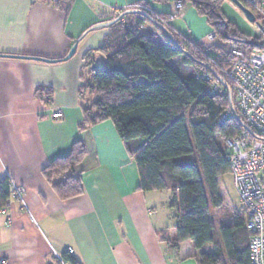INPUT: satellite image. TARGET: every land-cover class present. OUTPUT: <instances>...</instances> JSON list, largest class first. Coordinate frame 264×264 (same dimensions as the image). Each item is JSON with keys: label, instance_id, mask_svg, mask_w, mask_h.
Wrapping results in <instances>:
<instances>
[{"label": "crops", "instance_id": "crops-1", "mask_svg": "<svg viewBox=\"0 0 264 264\" xmlns=\"http://www.w3.org/2000/svg\"><path fill=\"white\" fill-rule=\"evenodd\" d=\"M64 2L0 0V53L60 58L88 26L132 6L167 14V23L187 37L185 18L195 11L191 6L177 15L172 0ZM224 5L235 20L226 19L238 27L242 18L233 12L234 4L222 2L227 16ZM126 16L121 20L134 23L132 15ZM202 30L198 41L210 32L205 26ZM108 31L88 32L65 61L0 55V179L8 177L22 186L25 202L8 199L0 213L4 264H59L55 254L69 249L78 264H199L188 256V240L177 249L160 240V232L176 222L171 192L138 189L136 165L113 123L104 120L78 131L81 106L89 95L80 90L93 64L105 66L104 56L95 50ZM57 110L62 116L53 118ZM75 140L86 148L74 168L82 192L62 200L41 169L66 155Z\"/></svg>", "mask_w": 264, "mask_h": 264}, {"label": "trees", "instance_id": "trees-1", "mask_svg": "<svg viewBox=\"0 0 264 264\" xmlns=\"http://www.w3.org/2000/svg\"><path fill=\"white\" fill-rule=\"evenodd\" d=\"M47 1L60 6V0ZM182 2L190 3L226 43L221 46L216 42L191 41L167 23L170 16L153 14L197 60L193 61L145 17L129 16L134 23L120 19L108 28L102 44L95 50L104 56L105 66L91 69L88 82L81 87L80 93L88 89L94 97L90 103L82 104V119L77 128L82 131L110 120L136 165L138 189L171 192L169 206L176 222L160 232L161 241L177 249L188 240V256L199 264H250L244 211L242 216L235 212L233 223L218 228L209 218L210 207H219L225 199L221 186L222 177L229 172L225 141L241 135L244 129L233 117L217 123L228 108L227 94L225 89L209 94L215 77L201 62L211 66L231 88L221 71L230 58L229 46L233 43L245 49H259L260 44L226 19L222 0ZM142 24L153 32L138 30ZM155 33L161 36L159 41ZM175 57H182L191 66L187 75L170 66L169 60ZM205 75H210V79L204 78ZM41 92L36 90L37 95L41 96ZM85 154L84 143L75 140L66 155L56 157L41 169L60 199L82 192L74 168ZM10 192L8 177L0 179V207L7 204ZM60 255L64 262L78 264L71 253Z\"/></svg>", "mask_w": 264, "mask_h": 264}, {"label": "built area", "instance_id": "built-area-1", "mask_svg": "<svg viewBox=\"0 0 264 264\" xmlns=\"http://www.w3.org/2000/svg\"><path fill=\"white\" fill-rule=\"evenodd\" d=\"M239 1L254 16L252 24L256 34L252 36L259 42L260 48L245 49L232 43L229 46L230 58L221 71L231 85L236 114L253 134L244 130L241 135L227 138L225 144L228 149L229 172L244 211V226L249 233V261L250 264H264V0ZM172 4L174 11H180L178 15H181L182 0H172ZM143 28V25L137 27L138 30ZM213 36L209 32L206 39L212 40ZM204 78L210 79V75ZM223 89L215 79L208 92L213 95ZM51 116L58 118L62 113L57 110ZM232 117L228 106L218 117L217 123ZM8 180L11 190L9 199L24 206V188L10 178ZM6 205L0 207V213L5 212ZM67 253H71V250ZM55 256L61 264H68L62 260L61 255ZM4 262V259L0 260V264Z\"/></svg>", "mask_w": 264, "mask_h": 264}, {"label": "rangeland", "instance_id": "rangeland-1", "mask_svg": "<svg viewBox=\"0 0 264 264\" xmlns=\"http://www.w3.org/2000/svg\"><path fill=\"white\" fill-rule=\"evenodd\" d=\"M222 2L226 3L227 0H222ZM133 7H135V6H133ZM186 8H191L190 3L187 2L184 5H182L181 10L186 9ZM223 9L225 10V13L227 15L225 17H227V19L235 20L234 15H233L234 13L232 14V12H230L228 10V8H226L225 5L223 6ZM233 10H234L233 12H235L237 15H239L242 18L241 22L238 21V22H240V23H238V25H239L238 27L240 28V30H242L243 32H245L246 34H249V35L256 34V29H255V26L252 24V22H249L244 17L242 12L236 6L233 7ZM176 13L178 15L180 13V11H178ZM192 15L194 17L193 16H191V17L187 16L185 18V24H186V27L188 28V30L186 31L188 39H190L191 41H198V37H199L198 35L201 36V34L204 33L202 28L205 26V27H207L208 31H210L214 34V36L212 37V40H207L205 38V40L202 39V41L199 40L198 42H200L202 44H208V43L211 44L213 42H216L217 44H219L221 46L226 43L225 41H222L221 39H219L217 35H215V33L211 30L210 25L206 22V20L202 16L197 15L195 11H193ZM142 25H143V27H145L144 24H142ZM146 26H148V25H146ZM148 30L152 31V28L145 27V28L141 29V31H148ZM155 35H156V40L159 41V38L161 36L159 35V33H155ZM169 64L176 72H178L181 75H187L189 68H191V66L189 64L183 62L182 57H175V58L170 59ZM86 82H88V78L85 80V83ZM85 91H86L87 95L89 94L87 96L88 100H86V103H90L94 96L89 92L88 89H86ZM222 145L225 147L224 143ZM221 186H222V190H223L224 195H225L224 202L219 207H210V212H209V218H210V220H212L214 222L216 228H218L219 226H221L223 224L233 223L234 212H237L241 216L243 215V212L241 211L242 206H241V203L238 199V195L236 193L234 183H233V178H232L230 172L226 173L222 177Z\"/></svg>", "mask_w": 264, "mask_h": 264}, {"label": "water", "instance_id": "water-1", "mask_svg": "<svg viewBox=\"0 0 264 264\" xmlns=\"http://www.w3.org/2000/svg\"><path fill=\"white\" fill-rule=\"evenodd\" d=\"M231 1L244 15V17L249 21L252 22L254 20V16L252 12L244 6L239 0H229ZM126 15H139L145 17L149 22H151L154 26H156L163 34L164 36L172 43L174 44L181 52H183L186 56H188L191 60H195L193 56H191L187 51H185L176 41V39L172 36L170 31L156 18L153 17V15L150 13V11L140 8V7H129L121 12H119L115 17L108 19V20H103L99 21L96 23L91 24L88 26L77 38L76 41L72 43L66 54L60 58H46V57H41V56H29V55H17V54H3L0 53L1 56H9V57H18V58H28V59H36V60H41L44 62H59V61H65L69 58H71L76 51L77 43L79 40H81L88 32L90 31H95V30H100V29H106L109 28L111 25L119 21L122 17ZM197 61V60H195ZM200 62V61H198ZM205 67H207L210 72L213 74V76L217 79V81L222 85V87L225 89V92L227 94L228 98V105L230 108V111L232 113L233 118L241 125V127L251 133L252 131L248 126L238 117L236 114L234 104H233V98H232V91L229 85L213 70L211 66H209L207 63L201 62ZM92 70L95 69H100L101 67L99 65L93 64L91 66Z\"/></svg>", "mask_w": 264, "mask_h": 264}]
</instances>
